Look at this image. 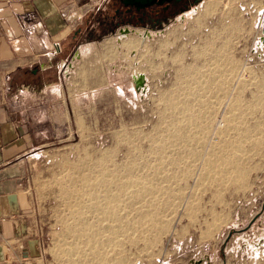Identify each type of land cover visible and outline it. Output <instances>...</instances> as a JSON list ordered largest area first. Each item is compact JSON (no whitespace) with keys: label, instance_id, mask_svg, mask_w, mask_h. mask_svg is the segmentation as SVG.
<instances>
[{"label":"rangeland","instance_id":"1","mask_svg":"<svg viewBox=\"0 0 264 264\" xmlns=\"http://www.w3.org/2000/svg\"><path fill=\"white\" fill-rule=\"evenodd\" d=\"M263 11L264 0H203L145 41L80 50L93 61L64 73L57 118L47 94L27 156L36 264H264Z\"/></svg>","mask_w":264,"mask_h":264},{"label":"crops","instance_id":"2","mask_svg":"<svg viewBox=\"0 0 264 264\" xmlns=\"http://www.w3.org/2000/svg\"><path fill=\"white\" fill-rule=\"evenodd\" d=\"M104 1L0 0V264L38 261L39 236L25 196L26 162L41 146L47 94H54L49 109L57 118L64 73L69 78L75 63L90 66L93 58L82 57L80 50L109 38L79 45L71 68L63 66L65 56L58 47L67 44L75 28ZM86 77L88 85L96 80Z\"/></svg>","mask_w":264,"mask_h":264},{"label":"flooded vegetation","instance_id":"3","mask_svg":"<svg viewBox=\"0 0 264 264\" xmlns=\"http://www.w3.org/2000/svg\"><path fill=\"white\" fill-rule=\"evenodd\" d=\"M203 0H105L100 8L88 14L75 28L67 44L58 47L65 56V67H72L79 45L114 37L124 40L129 35L139 39L151 32L162 31L177 17L199 5Z\"/></svg>","mask_w":264,"mask_h":264},{"label":"bare ground","instance_id":"4","mask_svg":"<svg viewBox=\"0 0 264 264\" xmlns=\"http://www.w3.org/2000/svg\"><path fill=\"white\" fill-rule=\"evenodd\" d=\"M210 2H211V1H210ZM209 7H210V6H209ZM209 7H208V8H209ZM141 41H142V40H141ZM144 41H145V40H144ZM123 44H124V46L126 47V49H129V50L132 51V50H134V49H137V47H138L139 44H140V40H138V39H132V40H131V39H130L129 41L126 40V42H123ZM138 48H139V47H138ZM208 66L211 67V65H208ZM213 68H214V67H213ZM206 70H207V69H206ZM207 71H208V70H207ZM203 72H204V71H203ZM215 72H216V71H215ZM217 72H218V71H217ZM206 74H207V73H206ZM206 74H205V75H206ZM136 78H137V76L134 75L132 80L135 82ZM196 80H197V79H196ZM197 83H198V82H197ZM207 83H208V81H207ZM204 86H205V85H204ZM170 102H171V101H170ZM181 103H182V102H181ZM184 103H185V102H184ZM178 104H179V103H178ZM185 104H186V103H185ZM234 104H235V103H234ZM174 105H175V104H174ZM187 105H188V104H187ZM182 106H183V105H182ZM173 107H174V106H173ZM179 108H180V107H179ZM182 108H183V107H182ZM177 109H178V108H177ZM234 110H235V109H234ZM175 111H176V109H175ZM179 111H180V110H179ZM182 111H183V110H182ZM180 112H181V111H180ZM177 114H178V113H177ZM180 114H182V113H180ZM240 114H241V113H240ZM173 115H174V114H173ZM175 115H176V114H175ZM176 116H177V115H176ZM225 117H226V116H225ZM241 117H242V116H241ZM183 118H184V117H183ZM183 118H181V120H182ZM227 118H228V117H227ZM186 119H187V118H186ZM176 120H177V118H176ZM183 120H185V118H184ZM187 120H189V118H188ZM230 120H231V119H230ZM230 120H228V122H231ZM233 120H234V119H233ZM243 120H244V119H243ZM243 120H242V121H243ZM185 121H186V120H185ZM190 121H192V119H191ZM175 122H176V121H175ZM195 122H196V121H195ZM180 123H182V122H180ZM180 123L177 122V124L181 126ZM191 123H193V122H191ZM191 123H190V124H191ZM231 123H234V121H232ZM182 124H183V123H182ZM185 124H186V122H185ZM194 124H195V123H194ZM241 124H242V123H241ZM171 125H173V124H171ZM188 125H189V122H188ZM229 125H230V123H229ZM235 125H236V124H235ZM175 126H176V125H174V127H175ZM180 126H179V127H180ZM195 126H196V125H195ZM198 126H199V125H198ZM201 126H202V124H201ZM233 126H234V125H233ZM240 126H241V125H240ZM179 127H178V129H179ZM172 128H173V127H172ZM176 129H177V128H176ZM184 129H185V128H184ZM229 129H231V128H229ZM173 130H174V129H173ZM182 130H183V129H182ZM182 130H181V131H182ZM225 130H227V129H225ZM175 131H176V130H175ZM185 131H186V130H185ZM172 132H173V131H172ZM227 133H228V132H227ZM178 134H180V133H178ZM174 135H175V134H174ZM176 135H177V134H176ZM176 135H175V136H176ZM181 135H182V134H181ZM189 135H190V134H189ZM179 136H180V135H179ZM225 136H226V135H225ZM187 137H188V136H187ZM187 137H186V138H187ZM223 137H224V136H223ZM213 138H214V137H213ZM175 139H176V138H175ZM175 139H174V140H175ZM192 140H193V139H192ZM197 142H199V141H197ZM237 144H238V143H237ZM237 147H239V146H237ZM239 148H240V147H239ZM230 149H231V148H230ZM240 149H241V148H240ZM235 150H236V149H235ZM235 150H234V151H235ZM236 151H237V150H236ZM238 151H239V150H238ZM161 158H162V157H161ZM161 158H160V159H161ZM214 159H215V158H214ZM166 160H167V157H166ZM209 161H210V160H209ZM212 161H213V159H212ZM215 162L217 163L216 160H215ZM159 163H160V161H159ZM166 163H167V162H166ZM161 164H162V162H161ZM211 164H212V163H211ZM100 165H101V164H100ZM159 165H160V164H158L157 167H159ZM179 165H180V164H179ZM214 165H215V164H214ZM214 165H213V166H212V165H211V166L208 165L209 167H211L210 170L215 171V168L217 167V166H216L217 164L215 165L216 167H214ZM218 165H219V164H218ZM105 167H106V166H105ZM160 168H162V167H160ZM158 169H159V168H158ZM219 169H220V167H219ZM91 170H93V169H91ZM94 170H95V169H94ZM160 170H163V169H160ZM96 171H98V170H96ZM99 171H101V170H99ZM157 171H158V170H157ZM164 171H166V170H164ZM164 171L162 172V174L164 173ZM207 171H208V170H207ZM226 171H227V170H226ZM102 172H103V170H102ZM108 172H110V171H107V173H108ZM136 172H137V171H136ZM153 172H154V169H153ZM208 172H209V171H208ZM210 172H211V171H210ZM217 172H218V171H217ZM91 173H92V172H91ZM104 174H106V173H104ZM155 174H157V172H156ZM165 174H166V172H165ZM165 174H164V175H165ZM213 174H214V173H213ZM213 174H212V175H213ZM215 174H217V173H215ZM95 175H96V174H95ZM99 175H100V174H99ZM108 175H109V174H108ZM111 175H112V174H111ZM84 176H85V175H84ZM102 176H103V174H102ZM102 176H101V177H102ZM165 176H166V175H165ZM215 176H216V175H215ZM106 177H107V176H105V179H106ZM153 177H154V176H153ZM161 177H163V176H160V179H161ZM166 177H168V175H167ZM172 177H173V176H172ZM102 178H103V177H102ZM107 178H108V177H107ZM128 178H129V176H128ZM141 178L143 179V177H141ZM157 178H158V177H157ZM207 178H208V177H207ZM215 178H216V177H215ZM135 179H137L136 176H135ZM146 179H147V177H146ZM148 179H149V178H148ZM150 179H151V177H150ZM153 179H154V178H153ZM165 179H166V178H165ZM165 179H164V181H165ZM168 179H169V178H168ZM174 179H175V178H174ZM110 180H111V179H110ZM133 180H134V179H133ZM205 180H206V179H205ZM218 180H219V179H218ZM102 181H103V182H101V184H99V186H101V187H103V188H104V187H107V186H106L107 184H106L105 180H102ZM127 181H129V180H127ZM130 181H131V179H130ZM147 181H148V180H147ZM152 181H153V180H152ZM166 181H167V180H166ZM169 181H170V180H169ZM174 181H175V180H173V182H174ZM88 182H89V181H88ZM90 182H91V181H90ZM125 182H126V181H125ZM135 182H136V181H135ZM135 182L133 183L134 185H135ZM139 182H141V180H139ZM142 182H143V181H142ZM142 182H141V183H142ZM156 182H157V181H156ZM158 182H159V181H158ZM162 182H163V181H162ZM170 182H172V181H170ZM206 182H207V181H206ZM141 183H136V185H137V184H141ZM160 183H161V182H160ZM113 184H114V183H113ZM150 184H151V182H150ZM89 185H90V183H89ZM89 185H87V186H89ZM127 185H128V184H127ZM127 185H126V186H127ZM141 185H142V184H141ZM147 185H148V184H147ZM147 185L143 186V189H144ZM155 185H156V184H155ZM94 186H95V185H94ZM139 186H140V185H139ZM161 186H162V185H161ZM114 187H115V186H114ZM114 187H113V188H114ZM117 187H118V186H117ZM137 187H138V186H137ZM137 187H136V188H137ZM151 187H152V189H153V186H151ZM165 187H167V186H165ZM89 188H90V186L88 187V189H89ZM129 188H130V187H129ZM129 188H128V189H129ZM131 188H132V187H131ZM136 188H135V189H136ZM154 188H155V187H154ZM160 188H161V187H160ZM162 188H163V186H162ZM106 189H107V188H106ZM115 189H116V188H114V190H115ZM118 189H119V188H118ZM118 189H117V190H118ZM152 189H150V192L152 191ZM165 189H167V188H165ZM86 190H87V189H86ZM107 190H108V189H107ZM156 190H157V189H156ZM96 191H97V190H96ZM115 191H116V190H115ZM127 191H128V190H127ZM129 191H130V190H129ZM139 191H140V192H138V191H137V192L140 193V194H141V193H145V194H146L147 192H149V186H147L143 191H142V190H139ZM81 192H82V191H81ZM152 192H153V191H152ZM163 192H164V190H163ZM90 193H91V192H90ZM100 193H101V192H100ZM106 193H107V192H106ZM112 193H113V192H112ZM112 193H111V194H112ZM114 193H115V192H114ZM129 193H130V192H129ZM161 193H162V192H161ZM91 194H92V193H91ZM108 194H109V193H108ZM119 194H120V193H119ZM136 194H137V193H136ZM97 195H98V194H97ZM127 195H128V194H127ZM131 195H132V193H131ZM74 196H75V195H74ZM80 196H81V195H80ZM92 196H93V195H92ZM143 196H146V195H143ZM143 196H142V198H143ZM122 197H123V196H122ZM83 198H84V197H83ZM127 198H128V197H127ZM96 199H97V198H96ZM130 199H131V198H130ZM155 199H156V198H155ZM93 200H94V199H93ZM105 200H106V198H105ZM128 200H129V198H128ZM98 201H99V200H98ZM103 201H104V200H103ZM156 201H157V200H156ZM82 203H83V202H82ZM93 203H95V202H93ZM93 203H92V204H93ZM99 203H101V201H100ZM104 203H105V204H103V205H105V206L102 207L104 210H103V209H102V210H98V209L96 208V210H98V212H99L98 214H100L101 217H103V216L106 215V214H109V213L111 212V208L113 209V207H112V206H113V200H111V201L107 200V201L104 202ZM79 204H80V202H79ZM84 204H85V203H84ZM114 204H116V203L114 202ZM77 205H78V203H77ZM98 205H99V204H98ZM98 205H97V206H98ZM119 205H120V203H119ZM73 206H74V205H73ZM78 206H79V205H78ZM84 206H85V205H84ZM97 206H96V207H97ZM115 206L118 207L117 204H116ZM115 206H114V207H115ZM149 206H150V205H149ZM149 206H148V207H149ZM69 207H70V206H69ZM120 207H121V206H120ZM74 208H75V206L73 207V209H72L71 211H73ZM99 208H101V207L99 206ZM149 208H150V207H149ZM76 209H77V208H76ZM84 209H85V207H84ZM87 209H88V207H87ZM114 209H116V208H114ZM140 209H141V208H140ZM150 209H151V208H150ZM96 210H95V211H96ZM117 210H118V209H117ZM142 210H143V209H142ZM142 210H141V211H142ZM74 211H75V210H74ZM74 211H73V212H74ZM76 211H79V210L77 209ZM88 211H89V210H88ZM112 211H114V210H112ZM144 211H145V210H144ZM69 212H70V211H69ZM91 212H92V210H91ZM93 212H94V211H93ZM114 212H115V211H114ZM70 213L72 214V212H70ZM81 213H83V212H81ZM112 213H113V212H112ZM117 213H118V212H117ZM135 213H139V212H135ZM156 213H157V212H156ZM85 214H87V211H86ZM119 214H120V213H119ZM132 215H133V214H132ZM109 216H110V215H109ZM115 216H116V215H115ZM90 218H91V217H90ZM109 218H110V217H109ZM114 218H115V217H114ZM91 219H92V218H91ZM100 219H101V218H99V220H100ZM151 219H153V218H151ZM72 220H73V219H72ZM74 220H75V219H74ZM79 220H80V218H79ZM82 220H83V219H82ZM96 220H97V219H96ZM116 220H117V217H116ZM87 221H88V220H87ZM97 221H98V220H97ZM159 221H160V220H159ZM82 222H83V221H82ZM89 223H91V222H89ZM157 223H158V222H157ZM72 224H73V223H72ZM92 224H94V222H93ZM92 224H91V225H92ZM99 224H100V223H99ZM105 224H107V223H103V225H105ZM153 224H154V223H153ZM74 226H75V225H74ZM88 226H89V225H88ZM92 226H94V225H92ZM92 226H91V228L89 227L91 230H93V228H94V227L92 228ZM134 226H135V225H134ZM72 227H73V226H72ZM86 227H87V226H86ZM95 227H96V226H95ZM106 227L108 228V225L105 226V228H106ZM109 227L111 228V226H109ZM146 227H147V226H146ZM153 227H154V225H153ZM89 228H87V229H89ZM101 228L103 229L102 225H101ZM130 228H131V227H130ZM85 229H86V228H85ZM87 229H86V230H87ZM91 230H89V231H91ZM94 230H95V229H94ZM157 230H158V229H157ZM73 231H74V230H73ZM76 231H77V230H76ZM92 232H93V231H92ZM74 233H75V232H74ZM78 233H79V232H78ZM80 233H81V232H80ZM85 233H86V232H85ZM87 234H89V233H87ZM76 235H77V234H76ZM90 235H91V234H90ZM92 235H93V234H92ZM85 236H87V235L85 234ZM94 236H95V235H94ZM90 237H91V236H90ZM92 237H93V236H92ZM87 238H88V237H87ZM94 238H95V237H94ZM84 239H85V238H84ZM88 239H89V238H88ZM89 240H90V239H89ZM86 241H87V240H86ZM97 242H98V241H97ZM95 245H96V244H95ZM88 250H89V249H88ZM92 258H93V257H92ZM95 258H96V257H95ZM96 260H99V259H96Z\"/></svg>","mask_w":264,"mask_h":264},{"label":"water","instance_id":"5","mask_svg":"<svg viewBox=\"0 0 264 264\" xmlns=\"http://www.w3.org/2000/svg\"><path fill=\"white\" fill-rule=\"evenodd\" d=\"M263 15H264V11H263ZM144 81H145L144 75H137V78L135 80L136 88L143 87L144 86ZM203 260L206 261V259H203ZM199 263H200V261L193 262V264H199Z\"/></svg>","mask_w":264,"mask_h":264}]
</instances>
